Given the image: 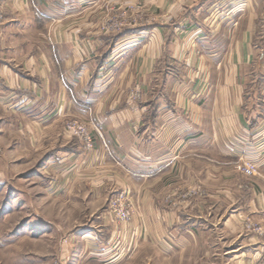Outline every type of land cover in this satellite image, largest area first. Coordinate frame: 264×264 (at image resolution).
<instances>
[{
	"label": "crops",
	"instance_id": "obj_1",
	"mask_svg": "<svg viewBox=\"0 0 264 264\" xmlns=\"http://www.w3.org/2000/svg\"><path fill=\"white\" fill-rule=\"evenodd\" d=\"M243 2L0 0V155L42 153L65 204L106 202L117 186L142 204L118 247L108 248L112 227L81 236L75 264H114L145 245L156 263L197 264V235L204 264H264V0ZM88 119L109 150L67 138L66 120ZM249 155L261 166L254 177L235 167ZM180 200L188 206L165 203ZM199 203L208 209L198 216ZM216 212L219 234L236 243L213 261L204 242L218 231Z\"/></svg>",
	"mask_w": 264,
	"mask_h": 264
},
{
	"label": "rangeland",
	"instance_id": "obj_2",
	"mask_svg": "<svg viewBox=\"0 0 264 264\" xmlns=\"http://www.w3.org/2000/svg\"><path fill=\"white\" fill-rule=\"evenodd\" d=\"M246 3L247 0H244L242 5L246 6ZM243 10L246 12V7ZM0 13L2 16L1 26L5 19L4 9L0 8ZM148 13L153 16L150 12ZM148 17L150 18V16ZM106 28L105 25L102 30H106ZM83 130L84 133H82ZM64 132L68 139L82 143L86 152L93 150L97 140H100L106 150H109L107 142L102 137L103 133L90 119L85 121L66 120ZM88 135L90 141H86ZM88 145L92 147H88ZM30 155L21 152L12 153L9 146L4 148L3 155H0V243L3 245L0 251V264H27V258H32L29 255L33 254L38 255L34 258L36 264H75V253L81 245L80 238L91 234L89 230L95 231V227L98 225L110 229L112 227L116 234L115 238L112 237L113 239L110 235L111 241L108 246L110 249L113 246L118 247L121 243L119 234L123 229L139 225L144 218L141 202L129 189H124L121 186L115 187L113 193L111 191L113 196H109L106 202L92 203L86 200L83 203L68 201L65 204V201H60L58 197L60 193H57L58 195L56 192L53 193L54 190L49 184L58 171L40 167L42 153L35 155L31 162ZM242 162L254 163L258 167L255 176L259 174L261 166H259L257 158L252 159L249 155L248 158L237 159L235 167L240 174L242 172L238 170V166ZM65 172L67 174L68 170ZM68 180L69 182L73 181L71 178ZM168 188L167 194H170L171 197L175 191ZM17 196L19 198L16 201ZM181 200H183L182 197ZM181 200L177 203L167 201L165 203L169 206L172 204L174 208H186L188 203ZM194 203L196 204V202ZM221 204V209L226 208L224 212L227 215L233 213L231 211L234 207H231L230 203ZM207 209L204 208L203 203H199L196 213L199 216L207 212ZM215 214L212 225L216 226L218 230L224 218L218 216L217 212ZM230 219L233 225L239 226L244 232L256 230L261 234V228L252 223L250 219L243 217L242 220H237V224L234 222V218L229 217L228 220ZM233 235L229 230L220 235L218 230L215 235L205 239L204 243L209 242L212 247L210 257L213 261H217V257L216 259L214 257L218 251L224 247L230 248L236 243ZM245 235L243 234V236ZM196 237V242L200 243L195 247V253L192 256L199 260L197 264H204L202 260L209 256V251L206 244H201L203 236L197 235ZM143 241L142 236L139 243ZM222 241L225 245L220 246ZM214 247L216 249H213ZM135 251L136 249L125 252L123 258L114 264H160L156 263L155 259L160 256L154 247L145 245L137 252ZM108 263L109 260H103V263L100 264Z\"/></svg>",
	"mask_w": 264,
	"mask_h": 264
},
{
	"label": "built area",
	"instance_id": "obj_3",
	"mask_svg": "<svg viewBox=\"0 0 264 264\" xmlns=\"http://www.w3.org/2000/svg\"><path fill=\"white\" fill-rule=\"evenodd\" d=\"M1 21H2V16H1V13H0V23H1ZM82 133H84V130L82 131ZM86 138H87L86 141H90L91 140L89 135ZM88 147H92V146L88 145ZM238 170L241 171L242 174H244L247 177H253L258 172V167L254 163H251V162H248V163L247 162H242L241 164H239Z\"/></svg>",
	"mask_w": 264,
	"mask_h": 264
}]
</instances>
